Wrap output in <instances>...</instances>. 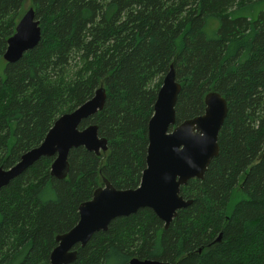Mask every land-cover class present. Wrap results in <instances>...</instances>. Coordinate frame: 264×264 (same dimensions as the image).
<instances>
[{
  "label": "trees",
  "instance_id": "16d2710c",
  "mask_svg": "<svg viewBox=\"0 0 264 264\" xmlns=\"http://www.w3.org/2000/svg\"><path fill=\"white\" fill-rule=\"evenodd\" d=\"M26 0H0V168L39 147L55 122L106 91L98 127L108 151L69 155L65 180L43 158L0 192V264H51L56 238L105 180L137 189L149 124L171 65L182 85L177 125L204 115L218 92L228 115L219 156L181 196L169 228L150 209L116 219L73 264H264V0H32L41 41L14 64L4 55ZM237 190L245 197L232 212Z\"/></svg>",
  "mask_w": 264,
  "mask_h": 264
},
{
  "label": "water",
  "instance_id": "95a60500",
  "mask_svg": "<svg viewBox=\"0 0 264 264\" xmlns=\"http://www.w3.org/2000/svg\"><path fill=\"white\" fill-rule=\"evenodd\" d=\"M40 41L39 21L34 9H30L8 40L4 60L8 64L19 62ZM181 92L182 85L171 65L149 124L147 168L140 186L134 190H119L105 180L93 198L80 206L78 224L56 238L57 247L51 253V264H73L78 256L76 247H86L95 234L107 232L116 219L150 209L168 229L178 212L193 203L181 196V188L192 179L203 180L211 162L219 156L218 138L228 115V106L218 92H211L205 99L204 115L177 125L176 105ZM105 103L106 91L102 87L92 100L60 117L39 147L25 153L12 168H0V192L43 158H55L51 174L58 180H65L72 150L83 147L96 155L107 152L108 141L100 138L96 125L80 130L84 121L104 109ZM129 264L171 263L133 259Z\"/></svg>",
  "mask_w": 264,
  "mask_h": 264
},
{
  "label": "rangeland",
  "instance_id": "374dc122",
  "mask_svg": "<svg viewBox=\"0 0 264 264\" xmlns=\"http://www.w3.org/2000/svg\"><path fill=\"white\" fill-rule=\"evenodd\" d=\"M32 7V0H26V3H25V7L24 9L26 10V12H28ZM4 68H5V64H4ZM4 68L0 71V74L1 75H4L5 74V71H4ZM243 197H245L243 195V193H240L239 190H237V193L236 195L232 198L231 202H230V206H229V213L232 212L233 208L235 207V205L243 199Z\"/></svg>",
  "mask_w": 264,
  "mask_h": 264
},
{
  "label": "bare ground",
  "instance_id": "6f19581e",
  "mask_svg": "<svg viewBox=\"0 0 264 264\" xmlns=\"http://www.w3.org/2000/svg\"><path fill=\"white\" fill-rule=\"evenodd\" d=\"M102 139H104V138H102Z\"/></svg>",
  "mask_w": 264,
  "mask_h": 264
},
{
  "label": "flooded vegetation",
  "instance_id": "af4514ba",
  "mask_svg": "<svg viewBox=\"0 0 264 264\" xmlns=\"http://www.w3.org/2000/svg\"><path fill=\"white\" fill-rule=\"evenodd\" d=\"M100 136V135H99ZM101 138V137H100Z\"/></svg>",
  "mask_w": 264,
  "mask_h": 264
}]
</instances>
